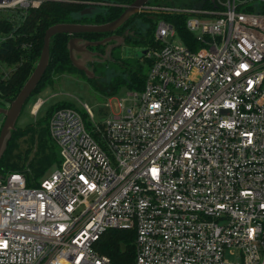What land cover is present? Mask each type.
Here are the masks:
<instances>
[{
	"label": "built area",
	"instance_id": "2783aa9c",
	"mask_svg": "<svg viewBox=\"0 0 264 264\" xmlns=\"http://www.w3.org/2000/svg\"><path fill=\"white\" fill-rule=\"evenodd\" d=\"M44 1L64 0H0V12ZM259 4L141 6L154 22L142 88L99 122L86 104L54 109L50 174L36 186L20 172L0 176V264H113L93 247L109 228L135 230L132 264H264ZM163 14L184 16L189 44Z\"/></svg>",
	"mask_w": 264,
	"mask_h": 264
},
{
	"label": "trees",
	"instance_id": "16d2710c",
	"mask_svg": "<svg viewBox=\"0 0 264 264\" xmlns=\"http://www.w3.org/2000/svg\"><path fill=\"white\" fill-rule=\"evenodd\" d=\"M132 1H44L37 8H30L25 13L0 12L5 14L0 18V32L4 35L0 40V104L16 96L33 70L39 58L44 31L47 27L56 23H107L117 18ZM87 7H90V12L81 14V11ZM259 9L264 12V5L259 4ZM161 16L177 22L179 36L186 44L192 41L193 35L183 25V15L163 14ZM136 17L144 22L152 20L145 13H137L131 16L126 24ZM153 23L135 43L147 46L152 42ZM102 35L103 33L76 34V36L87 39H99ZM68 39L69 35L66 33L55 34L50 39L48 65L30 96L38 93L45 86H52L56 79L64 74L70 75L78 72L87 78L84 72L76 69L70 61L67 50ZM141 62L148 65V61L140 58L127 64L123 73L114 77V88L107 93H112L121 86L140 90L146 74ZM66 106L75 107L71 102L59 101L47 108L43 118L26 124L24 127L15 125L0 157L1 176L11 172H20L25 175L27 185L36 186L45 171L58 163L56 147L49 137L47 124L54 109ZM21 139L28 144L26 149L20 148ZM33 146H35L33 158L25 165ZM134 239L135 230L133 229L109 228L99 236L93 247L100 255L108 257L113 264H132Z\"/></svg>",
	"mask_w": 264,
	"mask_h": 264
},
{
	"label": "rangeland",
	"instance_id": "374dc122",
	"mask_svg": "<svg viewBox=\"0 0 264 264\" xmlns=\"http://www.w3.org/2000/svg\"><path fill=\"white\" fill-rule=\"evenodd\" d=\"M5 14L0 13V18L3 17ZM153 23L151 20L147 21H140L137 17L134 18L129 25H132L135 30L138 31L139 39L145 33V30L150 27ZM154 26V23H153ZM3 34L0 32V40L3 38ZM141 50H136V55L140 56ZM139 60V59H138ZM135 61V59L130 60L127 63H124L126 67L127 64H131V62ZM142 68L144 72L147 70L146 64L142 63ZM124 66L121 65H114V64H106L103 65L93 72L92 78H85L80 73L76 72L70 75H62L56 79L55 83L52 86H45L42 88L38 93L30 96L22 110L18 116L16 125L20 127H24L26 124L35 122L41 118H43L46 114V110L52 104L59 102V101H68L73 103V105L80 110H82L83 105L86 104L92 115L93 120L96 122L102 121L111 113L116 112V102L122 97H125L127 92L130 90L125 86H121L117 88L112 93L111 92L114 88L113 79L115 76L120 75L123 73ZM89 68V67H88ZM85 75V74H84ZM86 76V75H85ZM41 100L42 103L37 111L36 114L31 112L32 106L38 101ZM108 102L110 106H108ZM6 106L8 105L7 102H3ZM127 106L128 103H125ZM3 121V116L0 115V127ZM20 140V148L26 149L28 144ZM35 150V146L32 147L31 152L28 155V161L33 158V152ZM56 164L51 166L49 169L45 171L41 178L47 177L50 172L54 169ZM27 170H29L27 168ZM39 178V180L41 179Z\"/></svg>",
	"mask_w": 264,
	"mask_h": 264
},
{
	"label": "water",
	"instance_id": "95a60500",
	"mask_svg": "<svg viewBox=\"0 0 264 264\" xmlns=\"http://www.w3.org/2000/svg\"><path fill=\"white\" fill-rule=\"evenodd\" d=\"M147 0H133L125 9L120 13V15L112 21L103 24H86V23H56L52 24L46 28L43 36V44L39 54V58L27 77L26 81L23 83L19 89L16 96L8 101V105L0 104V115L3 116V121L0 127V157L5 150L8 139L10 138L12 130L15 129V125L18 116L22 110V107L26 103L27 99L30 97L31 93L41 80L49 60V45L50 39L55 34L66 33L69 35L67 42V50L69 54L70 61L72 65L84 72L87 78H92L93 72L85 66L84 62L80 60L76 52L86 49L87 46H98L104 45L113 39V36H109L100 41H87L76 36L80 33H111L120 27L129 17L134 14L141 12V6ZM90 7L85 8L81 11V14H88L90 12ZM144 54V50L141 55ZM1 176V175H0Z\"/></svg>",
	"mask_w": 264,
	"mask_h": 264
},
{
	"label": "flooded vegetation",
	"instance_id": "af4514ba",
	"mask_svg": "<svg viewBox=\"0 0 264 264\" xmlns=\"http://www.w3.org/2000/svg\"><path fill=\"white\" fill-rule=\"evenodd\" d=\"M127 20L113 32L103 33L99 39H87L78 36L87 41H100L109 36H113V39L104 45L87 46L86 49L76 52L77 57L91 71L95 72L103 63L124 66V63L132 59L137 60L141 58L144 46L135 43L139 39L138 31L132 25L126 24ZM136 50H141L140 56L135 57Z\"/></svg>",
	"mask_w": 264,
	"mask_h": 264
},
{
	"label": "bare ground",
	"instance_id": "6f19581e",
	"mask_svg": "<svg viewBox=\"0 0 264 264\" xmlns=\"http://www.w3.org/2000/svg\"><path fill=\"white\" fill-rule=\"evenodd\" d=\"M38 104H39V102L36 103L35 108H37Z\"/></svg>",
	"mask_w": 264,
	"mask_h": 264
}]
</instances>
